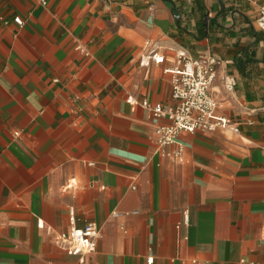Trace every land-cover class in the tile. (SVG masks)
Segmentation results:
<instances>
[{
  "label": "crops",
  "instance_id": "1",
  "mask_svg": "<svg viewBox=\"0 0 264 264\" xmlns=\"http://www.w3.org/2000/svg\"><path fill=\"white\" fill-rule=\"evenodd\" d=\"M259 5L0 0V264H264ZM153 50L163 60L146 65ZM181 50L221 58L230 124L163 154L168 120L143 102H175ZM91 221L96 251L67 252L58 238Z\"/></svg>",
  "mask_w": 264,
  "mask_h": 264
},
{
  "label": "built area",
  "instance_id": "2",
  "mask_svg": "<svg viewBox=\"0 0 264 264\" xmlns=\"http://www.w3.org/2000/svg\"><path fill=\"white\" fill-rule=\"evenodd\" d=\"M39 1L44 5L47 4V0ZM247 1L260 3L257 25L264 33V3H261V0ZM14 21L20 26L24 24L21 16H15ZM5 23L9 21L5 20ZM78 47L84 50L81 46ZM176 55L180 63L171 71L172 97L175 102L172 104L143 102L155 117L168 120L156 128L157 145L162 149L163 154L172 153L167 147L176 143L182 132L212 133L220 128H227L230 124V118L218 112L219 103L214 95V82L218 77L221 58L212 53H203L197 57L188 56L182 50ZM162 60L163 54L153 50L144 56L142 62L149 65L150 61ZM226 84L228 87L232 86L228 80ZM181 151V148H178L173 153L179 155ZM39 226L43 227L44 222L39 221ZM101 235L99 225L91 221L81 227L71 226L58 238V242L67 252L84 256L96 251ZM153 260V257L148 259L149 262Z\"/></svg>",
  "mask_w": 264,
  "mask_h": 264
}]
</instances>
